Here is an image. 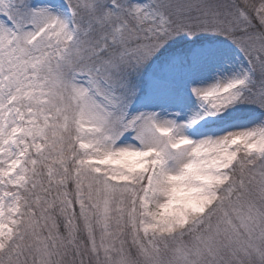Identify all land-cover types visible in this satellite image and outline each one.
Masks as SVG:
<instances>
[{
  "label": "snow or ice",
  "instance_id": "obj_1",
  "mask_svg": "<svg viewBox=\"0 0 264 264\" xmlns=\"http://www.w3.org/2000/svg\"><path fill=\"white\" fill-rule=\"evenodd\" d=\"M0 264H264V0H0Z\"/></svg>",
  "mask_w": 264,
  "mask_h": 264
}]
</instances>
